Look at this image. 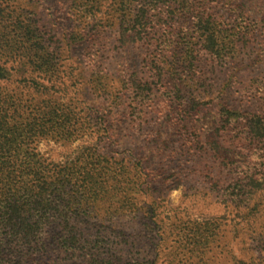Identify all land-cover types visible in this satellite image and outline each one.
I'll return each instance as SVG.
<instances>
[{
    "label": "rangeland",
    "instance_id": "obj_1",
    "mask_svg": "<svg viewBox=\"0 0 264 264\" xmlns=\"http://www.w3.org/2000/svg\"><path fill=\"white\" fill-rule=\"evenodd\" d=\"M71 1L0 0L2 15L30 23L28 34L0 38V64L12 73L0 91L69 113L73 139H40L35 148L43 159L63 162L90 150L113 160L122 176L139 165L136 176L118 179L114 198L105 196L83 220L85 230L116 244L123 262L264 264V197L255 195L246 208L233 204L231 185L244 163L239 147L222 133L215 109L190 107L217 98L240 112H264L250 90L261 69L249 59L225 72L223 64L203 60L196 68L198 89L181 70L159 78L149 63L154 46L120 41L114 0H100L85 16ZM244 3L254 20L264 17V0ZM23 42L39 51L41 70L30 62L34 53L17 56ZM18 64H25V75L15 72ZM32 82L42 85L39 94L22 88ZM119 191L123 204L116 202ZM255 204L258 213H248ZM119 206L127 212L112 218L109 212Z\"/></svg>",
    "mask_w": 264,
    "mask_h": 264
},
{
    "label": "trees",
    "instance_id": "obj_2",
    "mask_svg": "<svg viewBox=\"0 0 264 264\" xmlns=\"http://www.w3.org/2000/svg\"><path fill=\"white\" fill-rule=\"evenodd\" d=\"M245 1L114 0V11L119 13L116 18L122 23L119 39L148 41L154 46L149 57L154 75L177 77L181 70L183 79L196 89L202 78L196 71L201 61H210L213 66L214 62L223 64L226 72L250 59L252 66L261 69L250 90L264 107V17H250ZM100 2L73 0L71 8L85 16ZM2 14L0 4V38L11 31L16 37L30 32V23L9 20L7 13ZM10 46L4 45L7 49ZM24 46L23 42L17 56L25 58L34 53L30 62L41 70L39 51ZM24 67L18 64L15 72L25 75ZM11 78L10 69L0 64V82L10 83ZM41 86L32 82L22 88L39 94ZM41 102L28 104L18 94L0 91V264H155L123 262L122 256H115L119 250L113 251L116 244L99 233L91 236L83 223L94 208L105 204V196L114 198V188L120 190L116 187L118 179L139 173V165L128 172L129 176L125 171L122 176L113 160L90 150L63 162L43 159L35 148L40 139L70 141L74 130L69 113ZM213 102L195 101L190 107L207 105L215 109L222 133L231 135L232 145L239 147L238 155L244 163L239 170L241 178L231 185V201L246 208L255 195H260L259 200L264 197V112H240L217 98ZM164 107H168L167 102ZM117 193L121 197L116 202L123 204L126 198ZM258 211L255 204L248 213ZM126 212L119 206L109 214L120 219Z\"/></svg>",
    "mask_w": 264,
    "mask_h": 264
}]
</instances>
